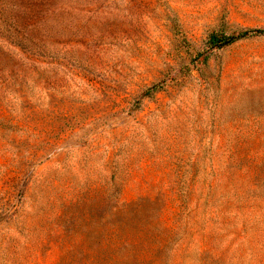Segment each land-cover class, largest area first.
Listing matches in <instances>:
<instances>
[{
    "label": "rangeland",
    "instance_id": "rangeland-1",
    "mask_svg": "<svg viewBox=\"0 0 264 264\" xmlns=\"http://www.w3.org/2000/svg\"><path fill=\"white\" fill-rule=\"evenodd\" d=\"M264 0H0V264H264Z\"/></svg>",
    "mask_w": 264,
    "mask_h": 264
},
{
    "label": "trees",
    "instance_id": "trees-1",
    "mask_svg": "<svg viewBox=\"0 0 264 264\" xmlns=\"http://www.w3.org/2000/svg\"><path fill=\"white\" fill-rule=\"evenodd\" d=\"M264 34V29H246L242 30L238 33H224V32H219V33H214L211 35L210 38V44L213 47H216L218 49H222L224 47L230 46L237 41L251 37V36H257V35H263Z\"/></svg>",
    "mask_w": 264,
    "mask_h": 264
}]
</instances>
